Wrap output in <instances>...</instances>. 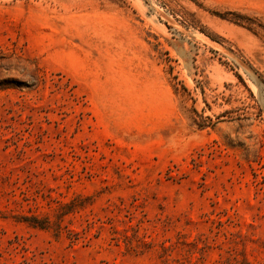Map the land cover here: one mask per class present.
Wrapping results in <instances>:
<instances>
[{
    "label": "rangeland",
    "instance_id": "1",
    "mask_svg": "<svg viewBox=\"0 0 264 264\" xmlns=\"http://www.w3.org/2000/svg\"><path fill=\"white\" fill-rule=\"evenodd\" d=\"M0 264H264V0H0Z\"/></svg>",
    "mask_w": 264,
    "mask_h": 264
}]
</instances>
